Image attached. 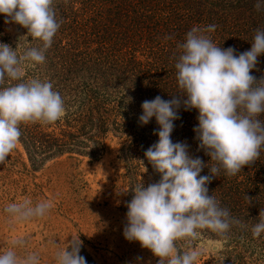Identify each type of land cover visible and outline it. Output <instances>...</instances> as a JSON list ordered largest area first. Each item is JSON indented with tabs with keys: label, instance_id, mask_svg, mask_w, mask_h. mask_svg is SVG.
Instances as JSON below:
<instances>
[{
	"label": "trees",
	"instance_id": "1",
	"mask_svg": "<svg viewBox=\"0 0 264 264\" xmlns=\"http://www.w3.org/2000/svg\"><path fill=\"white\" fill-rule=\"evenodd\" d=\"M256 0H54L57 18L63 23L41 65L27 67L25 79L49 81L64 100L65 115L54 124L28 123L20 126L19 143L34 167L66 156L87 157L96 162L107 150L110 137L122 144L121 159L128 178L126 202L132 188L161 178L144 152L158 142L159 125L153 117L142 125V103L161 96L170 100L180 92L175 63L186 33L193 27L206 28L217 46L232 47L239 55L251 49L257 29H264V10H255ZM0 15V43L15 49L12 28L27 35L23 27L5 25ZM171 37V39H165ZM29 42L32 38L29 37ZM30 47H41L34 40ZM258 70L251 75L264 77V54L258 57ZM16 81L7 82L8 86ZM172 141L187 142L190 155L205 164L211 157L198 151L194 128L198 111L179 112ZM264 120V114L260 117ZM143 161V163L141 162ZM211 167V164H209ZM203 169L201 175H209ZM221 207L241 223L220 236L210 229L199 235L225 242L220 257L196 264H264V233L254 238L252 227L264 210V148L259 159L237 175L221 172L208 185ZM247 196L251 199L249 200ZM128 209H126V212ZM81 255L87 264H99L82 238ZM178 251H186L177 241Z\"/></svg>",
	"mask_w": 264,
	"mask_h": 264
},
{
	"label": "clouds",
	"instance_id": "2",
	"mask_svg": "<svg viewBox=\"0 0 264 264\" xmlns=\"http://www.w3.org/2000/svg\"><path fill=\"white\" fill-rule=\"evenodd\" d=\"M53 5L54 0H0L5 25L27 30L15 49L0 43V165L17 147L22 124H54L65 115L64 100L51 82L25 79L27 67L45 62L63 23ZM254 7L257 12L264 10V0H256ZM216 27H193L177 45L180 54L175 68L180 92L170 100L157 96L142 103L140 123L147 125L155 117L159 125L155 133L159 140L144 156L161 178L132 188L123 235L151 251L158 264H196L200 252L191 243L198 238V230L210 229L224 236L234 224L241 223L209 195L208 185L221 172L232 177L251 166L264 148V120L260 119L264 114V77L257 81L251 75L258 70V57L264 54V29L256 30L250 50L237 55L234 48L225 49L213 42L208 33ZM34 40L42 46L30 47ZM10 81L16 83L4 86ZM181 108L198 111V126L194 128L198 151L211 157V167L190 155L187 142L172 141ZM206 167L210 174L201 175ZM53 207L50 199L35 205L24 199L6 205L5 213L12 222L26 223L45 218ZM251 230L254 238L264 233V210ZM177 241H183L187 250L178 251ZM25 244L24 240L13 241L0 252V264H41L38 252L18 254L17 249ZM82 247L80 237H72L66 249L55 251V264H87Z\"/></svg>",
	"mask_w": 264,
	"mask_h": 264
},
{
	"label": "rangeland",
	"instance_id": "3",
	"mask_svg": "<svg viewBox=\"0 0 264 264\" xmlns=\"http://www.w3.org/2000/svg\"><path fill=\"white\" fill-rule=\"evenodd\" d=\"M11 32L17 44L24 34L14 28ZM121 149L120 141L111 136L106 152L96 162L66 156L34 167L18 143L8 161L0 165V252L13 241L24 240L25 246L17 249L19 255L38 252L41 264H55V251L66 249L72 237H80L89 243L99 264H158L151 251L123 235L128 178ZM24 199L33 205L50 199L54 207L45 218L12 222L6 205ZM191 246L200 252L199 263L220 257L226 249L225 242L202 235Z\"/></svg>",
	"mask_w": 264,
	"mask_h": 264
}]
</instances>
